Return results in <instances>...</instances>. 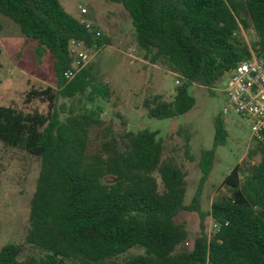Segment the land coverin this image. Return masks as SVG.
Listing matches in <instances>:
<instances>
[{
    "label": "trees",
    "instance_id": "obj_1",
    "mask_svg": "<svg viewBox=\"0 0 264 264\" xmlns=\"http://www.w3.org/2000/svg\"><path fill=\"white\" fill-rule=\"evenodd\" d=\"M128 13L137 46L151 64L165 65L177 80L174 96H146L142 107L151 118H171L190 110L191 84L212 87L252 54L264 61V0H106ZM0 13L36 42L37 57L50 54L55 86H30L23 108L0 105V141L40 161L30 201L24 243L38 253L22 259V245L5 244L0 264H264V139L225 176V194L209 211L201 208L202 188L212 169L215 149L228 131L215 122L211 149L202 150L200 178L190 203L184 202L186 174L174 156L164 157L157 130L114 134L101 119L100 99L109 86L91 65L66 80L71 40L101 49L109 39L68 13L59 0H0ZM252 25L257 39L248 44L242 29ZM1 29V26H0ZM74 103H67L71 100ZM34 103L44 106L43 110ZM101 128L97 150L89 151L90 129ZM185 157L191 126H180ZM258 155L257 162L252 161ZM198 213L200 233L185 247L188 231L175 217ZM216 227L208 234L203 220ZM132 248L142 252L125 256Z\"/></svg>",
    "mask_w": 264,
    "mask_h": 264
},
{
    "label": "rangeland",
    "instance_id": "obj_2",
    "mask_svg": "<svg viewBox=\"0 0 264 264\" xmlns=\"http://www.w3.org/2000/svg\"><path fill=\"white\" fill-rule=\"evenodd\" d=\"M71 15L97 28L109 39L101 49L86 48L92 72L99 81L106 83L111 91L108 99H100L101 119L114 134L147 128L157 130L164 143V157L174 156L186 174L184 202L190 203L194 195L200 170L198 160L202 150L211 149L214 141L215 122L222 121L228 131L223 145L215 149L212 169L203 185L201 208L209 211L212 200L227 192L222 185L233 167L246 158L254 143L250 137L249 121L231 112L223 114L225 89L229 74L212 87L191 84L188 92L195 98L194 106L187 112L171 118H151L142 107L146 96L161 94L166 100L174 96L178 84L175 75L165 65L151 64L143 57L137 46L130 17L119 3L106 0H59ZM80 7H82L80 9ZM0 105L23 108L24 92L30 86H55L52 57H37L36 42L26 40L19 26L0 13ZM244 40L251 44L257 35L249 24L242 29ZM76 100L68 101L74 103ZM43 110L44 106L34 103ZM191 126L190 153L188 160L183 152V138L176 135L180 126ZM101 128L90 129L89 151L97 150ZM256 155L252 161L257 162ZM40 161L23 150L7 147L0 141V249L8 243L22 245L19 259L27 253H38L24 243L29 227L30 201L36 187ZM183 222L188 236L185 247L192 248L200 233V217L195 211L181 210L175 217ZM204 230L210 234L214 223L210 215L204 220ZM132 248L124 255L141 253Z\"/></svg>",
    "mask_w": 264,
    "mask_h": 264
},
{
    "label": "built area",
    "instance_id": "obj_3",
    "mask_svg": "<svg viewBox=\"0 0 264 264\" xmlns=\"http://www.w3.org/2000/svg\"><path fill=\"white\" fill-rule=\"evenodd\" d=\"M86 27L93 30V26L88 22ZM99 34L100 31L96 30L95 35ZM69 49L74 58L71 68L64 72L66 80L72 79L89 60L86 48L81 41L71 40ZM228 74L222 112L223 114L233 112L247 119L251 140L262 142L264 139V61L252 54L251 58L238 63ZM214 227H216L215 224Z\"/></svg>",
    "mask_w": 264,
    "mask_h": 264
}]
</instances>
